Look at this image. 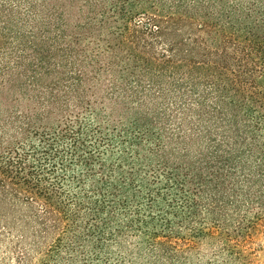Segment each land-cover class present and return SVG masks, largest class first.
I'll list each match as a JSON object with an SVG mask.
<instances>
[{"label": "trees", "instance_id": "trees-1", "mask_svg": "<svg viewBox=\"0 0 264 264\" xmlns=\"http://www.w3.org/2000/svg\"><path fill=\"white\" fill-rule=\"evenodd\" d=\"M0 264H264V0H0Z\"/></svg>", "mask_w": 264, "mask_h": 264}]
</instances>
